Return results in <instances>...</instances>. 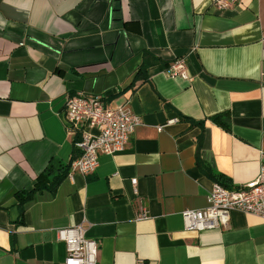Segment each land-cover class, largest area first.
<instances>
[{"label":"crops","instance_id":"crops-1","mask_svg":"<svg viewBox=\"0 0 264 264\" xmlns=\"http://www.w3.org/2000/svg\"><path fill=\"white\" fill-rule=\"evenodd\" d=\"M263 35L264 0H0V264H63L57 230L78 225L99 264H264V218L232 210L195 231L182 217L214 182L199 159L232 187L264 164ZM177 58L186 78L163 63ZM78 91L140 119L86 175L69 172L62 112ZM225 112L230 130L211 119ZM53 159L59 183L20 206Z\"/></svg>","mask_w":264,"mask_h":264},{"label":"built area","instance_id":"built-area-1","mask_svg":"<svg viewBox=\"0 0 264 264\" xmlns=\"http://www.w3.org/2000/svg\"><path fill=\"white\" fill-rule=\"evenodd\" d=\"M237 1L216 0V4L226 7ZM261 42L264 46V35ZM186 66L184 58H177L167 71L170 76L186 78ZM62 112L69 132L77 137L74 145L79 150L78 155L69 162V172L83 175L95 171L101 154L123 150L140 123L126 101L112 105L100 95L80 91L64 95ZM134 182L135 179L132 180ZM232 210L264 218V164L257 177L245 186L229 188L214 181L208 191L205 207L183 210L184 228L202 231L225 226ZM137 216L145 218L146 212L142 210ZM57 238L65 244L63 264H99L98 244L85 237L83 226L61 228L57 230Z\"/></svg>","mask_w":264,"mask_h":264},{"label":"trees","instance_id":"trees-1","mask_svg":"<svg viewBox=\"0 0 264 264\" xmlns=\"http://www.w3.org/2000/svg\"><path fill=\"white\" fill-rule=\"evenodd\" d=\"M159 60V59H157ZM166 67H168L167 62H163ZM144 68L143 66L141 69ZM138 78V74L134 76L133 81ZM212 121L223 127L226 130H230V119L229 113L215 114L211 117ZM198 165L201 172L212 179L213 181L219 182L226 187H232L229 183V179L222 174H215L208 166H206L200 159L198 160ZM67 169L65 166L57 160H51L48 165L43 169V171L37 176L35 187L31 190H22L16 193V197L19 201V205H23L24 202L31 199L34 192L43 188L54 189L59 183L60 179L63 177Z\"/></svg>","mask_w":264,"mask_h":264}]
</instances>
